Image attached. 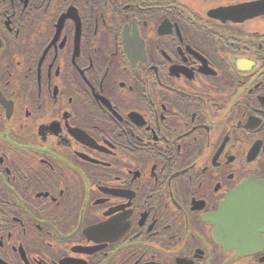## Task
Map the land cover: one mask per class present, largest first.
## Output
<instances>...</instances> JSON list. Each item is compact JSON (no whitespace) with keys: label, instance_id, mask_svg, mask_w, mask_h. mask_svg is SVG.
Here are the masks:
<instances>
[{"label":"flooded vegetation","instance_id":"1","mask_svg":"<svg viewBox=\"0 0 264 264\" xmlns=\"http://www.w3.org/2000/svg\"><path fill=\"white\" fill-rule=\"evenodd\" d=\"M0 264H264V0H0Z\"/></svg>","mask_w":264,"mask_h":264}]
</instances>
